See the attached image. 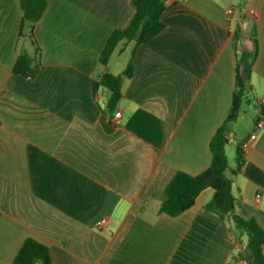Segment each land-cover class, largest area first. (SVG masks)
Wrapping results in <instances>:
<instances>
[{"label": "crops", "instance_id": "1", "mask_svg": "<svg viewBox=\"0 0 264 264\" xmlns=\"http://www.w3.org/2000/svg\"><path fill=\"white\" fill-rule=\"evenodd\" d=\"M171 1L160 33L120 43L104 66L101 52L134 17L133 0H46L39 50L18 36L19 0H0V264H13L28 238L48 248L50 264H244L247 236L204 210L211 188L176 217L159 206L178 171L209 166L210 139L232 106L236 52L252 49L254 28L257 115L245 134L228 125L227 175L235 212L264 230V0ZM24 52L31 78L12 71ZM130 60L112 111L101 75L121 74ZM259 120L238 168L237 147Z\"/></svg>", "mask_w": 264, "mask_h": 264}, {"label": "trees", "instance_id": "2", "mask_svg": "<svg viewBox=\"0 0 264 264\" xmlns=\"http://www.w3.org/2000/svg\"><path fill=\"white\" fill-rule=\"evenodd\" d=\"M22 19L19 37L29 28V37L39 50L34 28L41 18L46 0H19ZM135 14L125 29L114 30L109 36L100 55V63L107 65L111 55L120 43H133L136 47L148 35H157L165 25L162 14L173 5L171 0H133ZM250 36L253 42L249 51L236 52L235 89L232 106L227 118L217 128L210 139L209 147L212 154L211 162L202 172L191 175L178 171L165 188L166 198L159 206V212L176 217L190 209L198 195L206 188L213 190L211 200L204 205V210L218 214L220 217H230L236 229L247 236L246 246L239 252V259L246 264H264V230L252 218L246 219L235 212V197L232 193V178L227 175L228 160L225 152L228 144V125L237 119L243 102L249 103L248 95L252 91L250 77L254 61L257 57L258 45L255 29ZM238 39V34H236ZM33 58L26 52L18 54L13 66V73L25 77H33L35 73ZM133 67L131 60L121 74L104 72L100 83L108 92L107 108L115 110L122 99V78L131 77ZM238 168L243 162L240 146L237 147ZM13 264H50L49 250L39 241L28 238L17 252Z\"/></svg>", "mask_w": 264, "mask_h": 264}, {"label": "rangeland", "instance_id": "3", "mask_svg": "<svg viewBox=\"0 0 264 264\" xmlns=\"http://www.w3.org/2000/svg\"><path fill=\"white\" fill-rule=\"evenodd\" d=\"M24 34L29 36V28H25ZM128 58V52L120 57H116V61H124V59ZM250 99V103L246 104L245 102L242 104V107L237 116V124L233 122L230 123V127L233 131H236L238 134H245L248 132L249 127L251 125L252 119L257 115L256 101L253 98V95H248ZM234 146L228 145L225 148L226 155L228 157V163L231 167L235 166V154H234ZM229 174V171L226 172Z\"/></svg>", "mask_w": 264, "mask_h": 264}, {"label": "built area", "instance_id": "4", "mask_svg": "<svg viewBox=\"0 0 264 264\" xmlns=\"http://www.w3.org/2000/svg\"><path fill=\"white\" fill-rule=\"evenodd\" d=\"M232 13H233V10L231 8L227 10L228 16H231ZM120 117H121V112L120 111L116 112L110 120L112 125H118L120 123ZM262 125H263V121H261V120L257 121V123L255 125V130L253 131V133L248 137L247 140L242 141V143L240 144V148H241L242 153H244L248 149L250 142L255 139L256 132L262 127ZM259 197H260V195H257V198H259ZM105 223H106V219L102 218L96 222V226L98 228H101L102 226L105 225ZM244 264H246V263L244 262Z\"/></svg>", "mask_w": 264, "mask_h": 264}, {"label": "water", "instance_id": "5", "mask_svg": "<svg viewBox=\"0 0 264 264\" xmlns=\"http://www.w3.org/2000/svg\"><path fill=\"white\" fill-rule=\"evenodd\" d=\"M252 24V21H250L249 26Z\"/></svg>", "mask_w": 264, "mask_h": 264}]
</instances>
